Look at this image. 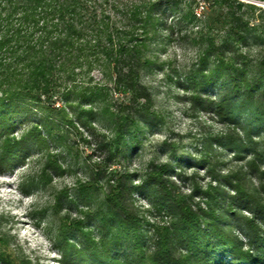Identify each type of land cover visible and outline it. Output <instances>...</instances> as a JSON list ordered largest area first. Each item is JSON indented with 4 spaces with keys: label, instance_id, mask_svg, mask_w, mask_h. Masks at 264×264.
Segmentation results:
<instances>
[{
    "label": "rangeland",
    "instance_id": "obj_1",
    "mask_svg": "<svg viewBox=\"0 0 264 264\" xmlns=\"http://www.w3.org/2000/svg\"><path fill=\"white\" fill-rule=\"evenodd\" d=\"M242 1L264 7L261 0ZM194 8L193 21L182 18L186 11L174 19V13L164 15L147 52L153 63L144 67L141 77L152 94L154 112L126 132L113 155L99 143L116 134L101 105H85L96 111L85 123L79 119L80 104L59 100L54 110L28 104L1 133L0 252L14 264H153L143 263V254L155 249L151 240L156 227L174 220L152 182L165 164L170 166L163 173L165 180L203 206L206 192L219 189L223 203L217 214H223L239 250L254 256L262 251L252 233L264 234V215L238 199L230 204V199L235 189L258 190L264 197V157L255 158L251 149L240 152L249 135L251 146L263 152L264 118L236 106L231 81L213 73V65L200 58L205 46L199 43L201 35L211 24L223 34L226 8L214 6L213 0H198ZM258 13L252 15L256 24ZM254 39L244 50L256 60L264 56V38ZM94 76L96 82L113 86L100 71ZM225 97L236 103L233 121L217 111L215 103ZM109 100L119 105L123 95L113 90ZM68 117L74 123L70 127ZM46 119L55 122L52 133L43 123ZM8 146L18 148L9 159L4 157ZM119 178L127 186L125 195L135 215L133 231L107 215L105 196ZM182 252H189L184 244L175 256L188 264Z\"/></svg>",
    "mask_w": 264,
    "mask_h": 264
},
{
    "label": "trees",
    "instance_id": "obj_2",
    "mask_svg": "<svg viewBox=\"0 0 264 264\" xmlns=\"http://www.w3.org/2000/svg\"><path fill=\"white\" fill-rule=\"evenodd\" d=\"M197 1L0 0V135L10 129L15 116L28 104L54 110L59 100L70 106L77 103L82 105L79 119L83 122L90 121L96 112L94 108H84L85 105H101L116 134L99 143L113 155L126 132L142 116L154 112L152 94L141 77L144 67L153 63L147 52L164 15L174 13V19L186 11L182 18L193 21L197 18L194 8ZM213 4L226 8L223 34L210 25L209 32L201 35L199 43L205 46L200 58L213 65V73L229 79L238 96L237 104L227 97L216 102L217 111L233 121L235 103L255 118H264V56L254 60L244 50L249 49L253 38H264V7L242 0H213ZM258 11L256 24L252 15ZM96 71L110 77L113 86L96 82ZM113 90L123 95L119 105L109 100ZM65 122L68 127L74 125L70 117ZM43 123L52 133L55 122L46 119ZM247 126L254 131V124ZM247 139L241 143L240 152L251 149L255 158H263L264 150L261 153L259 147L251 146L250 135ZM229 144H235L234 140H229ZM17 149L8 146L4 157L9 159ZM168 171L170 166L163 165L162 174L157 179L155 174L156 180L152 182L161 190L164 208L171 211L174 220L169 226L156 227V238L151 240L155 249L151 255L143 254V263L186 264L175 256L178 247L184 244L189 250L182 252L188 264H215L221 257L218 264H238V260L264 264V234L252 233L262 250L258 255L240 251L232 231L223 224V214H217L223 203L219 189L212 187L206 192L208 200L203 206L202 202L194 201V195L179 192L165 180L163 173ZM119 179L105 196L107 215L133 231L135 215L125 195L127 186L121 181L123 178ZM235 191L230 204L238 199L245 208L264 215V197L256 194L258 190ZM224 257L230 258V262ZM0 264L14 262L8 254L0 252Z\"/></svg>",
    "mask_w": 264,
    "mask_h": 264
},
{
    "label": "built area",
    "instance_id": "obj_3",
    "mask_svg": "<svg viewBox=\"0 0 264 264\" xmlns=\"http://www.w3.org/2000/svg\"><path fill=\"white\" fill-rule=\"evenodd\" d=\"M204 8V7H203ZM202 12L201 11H198V14L200 15Z\"/></svg>",
    "mask_w": 264,
    "mask_h": 264
}]
</instances>
